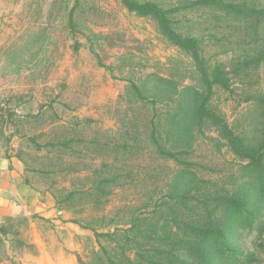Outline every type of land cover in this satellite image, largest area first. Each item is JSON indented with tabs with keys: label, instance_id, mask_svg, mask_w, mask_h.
I'll return each mask as SVG.
<instances>
[{
	"label": "rangeland",
	"instance_id": "rangeland-1",
	"mask_svg": "<svg viewBox=\"0 0 264 264\" xmlns=\"http://www.w3.org/2000/svg\"><path fill=\"white\" fill-rule=\"evenodd\" d=\"M139 1L180 9L179 31L201 39L206 58L231 73L233 91L217 89L213 105L260 145L264 108L255 99L264 97V64L245 69L241 60L264 50V22L249 29L219 11L183 8L194 0ZM186 87L201 88L193 61L121 0H0V154L19 159L30 184L61 213L21 212L0 224V264H96L102 247L119 260L125 236L98 233L127 230L133 217L148 223L145 230L160 227L172 217L168 206L178 204L174 191L198 189L192 197L202 203L238 187L246 162L213 126L170 124ZM155 127L164 152L152 137ZM183 171L190 172L187 183L179 179ZM140 242L142 250L151 247ZM235 244L261 259L250 264H264L257 225Z\"/></svg>",
	"mask_w": 264,
	"mask_h": 264
},
{
	"label": "trees",
	"instance_id": "trees-1",
	"mask_svg": "<svg viewBox=\"0 0 264 264\" xmlns=\"http://www.w3.org/2000/svg\"><path fill=\"white\" fill-rule=\"evenodd\" d=\"M123 6L131 13L143 18H151L157 24L161 34L175 47L187 54L194 63L199 75L201 88L186 87L181 92L178 113L170 119L175 130H187L189 126L200 128L209 123L219 136L227 142L233 154L246 162L242 167V180L233 191H216L210 197L199 203L194 201L192 194L195 190L185 189L172 195L173 203L167 211L172 217L152 231L145 230L147 224L141 223L140 218L133 217L129 229L113 233H98L100 238H117L125 236V244L119 242L122 257L119 260L107 248L102 247L98 253L96 264H250L259 262L255 253L243 252L235 243L241 236L242 230L258 226L259 236L264 234V139L256 146L249 139L238 134L230 123L213 105V96L217 89L232 92L233 79L226 67L219 63H211L204 54L201 39L181 33L174 19V14L180 9H166L153 1L121 0ZM183 8L210 9L219 11L226 16H234L244 20L247 28L264 22V6L251 4L249 0H194ZM72 19V14H71ZM248 56V58H246ZM244 68L264 64V50L257 58L246 55L241 60ZM245 64V65H244ZM155 83L165 87H174L172 81L155 77ZM132 88L139 94L141 89L133 84ZM177 89V88H176ZM256 105L264 108V97L256 98ZM190 121V122H189ZM189 123L190 125H187ZM157 128L152 130L156 146L163 151L157 136ZM177 153L168 152L170 158H177ZM189 171H183L179 179L184 183L190 181ZM108 183L109 180L103 181ZM237 182V181H236ZM177 187V190L180 188ZM73 193L71 192L70 196ZM204 206L202 212L198 207ZM178 208V209H177ZM189 214L193 217L189 218ZM260 220V222H259ZM5 229L0 227V232ZM146 238L151 247H145L140 242ZM136 247L135 258L128 257ZM147 243H145V246ZM125 245L128 246L125 248ZM131 248V249H130ZM107 255V263L104 256ZM85 264V263H83Z\"/></svg>",
	"mask_w": 264,
	"mask_h": 264
},
{
	"label": "crops",
	"instance_id": "crops-1",
	"mask_svg": "<svg viewBox=\"0 0 264 264\" xmlns=\"http://www.w3.org/2000/svg\"><path fill=\"white\" fill-rule=\"evenodd\" d=\"M54 201L30 184L24 165L14 156L0 154V224L21 212L39 218L59 216Z\"/></svg>",
	"mask_w": 264,
	"mask_h": 264
}]
</instances>
